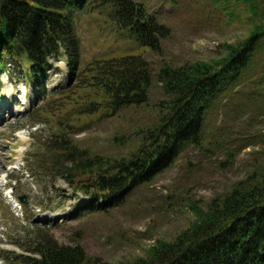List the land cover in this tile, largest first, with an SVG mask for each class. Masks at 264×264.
Segmentation results:
<instances>
[{
	"label": "rangeland",
	"instance_id": "374dc122",
	"mask_svg": "<svg viewBox=\"0 0 264 264\" xmlns=\"http://www.w3.org/2000/svg\"><path fill=\"white\" fill-rule=\"evenodd\" d=\"M133 1L170 29L158 51L120 31L107 3L87 0L75 17L81 66L73 77L64 59L53 61L48 93L40 96L28 81L29 63L22 59L0 78V264H8L3 258L12 252L23 253L15 242L26 246L31 232L38 230L61 245L80 246L91 262L130 264L147 258L159 241H174L198 219V211H208L240 181L264 172L263 49L256 69L261 85L246 81L215 99L198 144L185 143L161 173L119 206L73 216L89 198L73 192L62 176L45 171L39 162L57 136L69 129L67 139L91 158L128 157L146 128L157 123L167 99L157 72L221 60L229 46L251 33V15L241 0ZM130 55L141 56L153 69L147 103L123 108L115 116L100 105L84 113L104 95L94 64ZM32 219L37 226L31 227Z\"/></svg>",
	"mask_w": 264,
	"mask_h": 264
},
{
	"label": "trees",
	"instance_id": "16d2710c",
	"mask_svg": "<svg viewBox=\"0 0 264 264\" xmlns=\"http://www.w3.org/2000/svg\"><path fill=\"white\" fill-rule=\"evenodd\" d=\"M83 1L0 0V76L9 64L25 59L30 83L44 95L42 83L53 69L51 60L65 56L73 77L81 60L75 13ZM102 1L111 7V21L140 46L158 51L161 40L170 35V29L142 3ZM241 1L251 15L250 35L229 46L221 60L160 69L156 78L167 96L161 116L146 128L141 144L128 157H88L67 139L72 135L69 129L52 142L46 159L39 161L44 170L62 176L73 192L89 198L76 208L75 218L85 211L108 212L119 206L131 191L161 173L185 143L198 144L206 113L223 92L246 81L261 85L262 76L258 77L256 69L264 49V0ZM94 65L95 81H100L104 95L102 102L91 103L84 113L100 105L115 116L123 108L147 103L154 77L149 61L130 55ZM198 213V219L174 241H159L147 258L130 264H264V172L249 175L224 199L213 201L208 211ZM40 231L31 232L26 246L15 242L23 253L12 252L3 260L8 264H108L91 262L80 246L61 245Z\"/></svg>",
	"mask_w": 264,
	"mask_h": 264
},
{
	"label": "water",
	"instance_id": "95a60500",
	"mask_svg": "<svg viewBox=\"0 0 264 264\" xmlns=\"http://www.w3.org/2000/svg\"><path fill=\"white\" fill-rule=\"evenodd\" d=\"M47 53H48V54H50V51H49V49H48V48H47Z\"/></svg>",
	"mask_w": 264,
	"mask_h": 264
}]
</instances>
